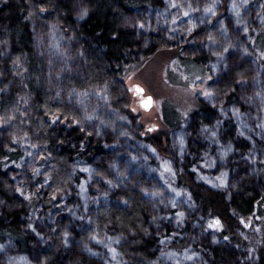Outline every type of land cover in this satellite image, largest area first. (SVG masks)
Wrapping results in <instances>:
<instances>
[{"label":"rangeland","instance_id":"1","mask_svg":"<svg viewBox=\"0 0 264 264\" xmlns=\"http://www.w3.org/2000/svg\"><path fill=\"white\" fill-rule=\"evenodd\" d=\"M73 1L75 19L79 20L86 10L82 2ZM132 18L141 35L161 36L166 45L149 53L142 48L122 70L116 68L130 92L126 109L113 104L106 85L71 83V77L83 80V58L71 35L56 22L28 18L54 101L71 113L74 127L101 141L107 157L74 159L67 185L54 189L50 156L35 127L24 125L10 132V122L0 113V140L6 142L7 152L18 154L15 161L9 156L1 159L4 171L17 197L33 204L20 221L23 233L31 240V252L21 253L13 241H4L0 243V263L40 264V251L57 239L63 252L76 248L103 264H128L122 248L124 235L107 226L99 228L93 221L102 206H124L118 193L126 188L138 191L148 227L156 237L155 256L148 264L203 263L199 244L225 243L218 235L221 224L211 226L219 220L198 211L177 177L189 167L196 180L229 197L233 181L227 164L233 155L241 159L257 183L259 201L254 212L238 216L247 241L241 253L244 263L255 262L256 249L264 237V18L259 0H164L162 7H146ZM9 56V45L1 44L0 96L16 86V73L8 76L14 70ZM196 56L204 57L206 66L191 60ZM231 63L247 65L249 73L232 79L238 99L225 104L229 88L222 85L231 81L227 74ZM144 98L151 101L148 109L140 106ZM16 100L33 123L34 101L20 93ZM202 103L213 108L216 116L199 126L198 137L206 148L191 157L187 145L191 115ZM227 122L245 143L240 155L221 136ZM160 132L167 138L165 154L145 139ZM187 221L191 232L185 231Z\"/></svg>","mask_w":264,"mask_h":264},{"label":"trees","instance_id":"2","mask_svg":"<svg viewBox=\"0 0 264 264\" xmlns=\"http://www.w3.org/2000/svg\"><path fill=\"white\" fill-rule=\"evenodd\" d=\"M83 3L85 13L79 20L75 19V2L73 0H5L0 2V45L10 47L9 65H14L12 78L17 75L16 86L8 95L0 96V113L10 122L9 131L24 127H35V134L42 141L50 156V184L54 189L67 185L68 169L74 159L107 157L100 140L94 134L86 133L72 125L71 113L53 99V87L46 79L45 61L37 53L33 35L29 29L28 18H45L62 25L71 35L76 51L83 58L82 76L71 77L75 85L103 84L107 86L110 100L118 108L126 109L130 102V92L119 78L116 68L138 56L142 48L147 53L164 46L161 36L141 35L132 23V16L146 7H162L164 0H79ZM260 11L264 18V0H259ZM260 40V36L256 37ZM180 51V50H179ZM188 58V57H187ZM191 60L206 66L204 57H190ZM229 60V58H228ZM4 64L2 62L1 66ZM0 66V67H1ZM249 73L247 65L228 68L230 83L225 82L224 89L229 88L224 98L225 104L238 99V89L232 79ZM226 78V79H228ZM85 85V86H86ZM26 95L34 101L33 123L25 116L17 103V95ZM199 111L191 117V130L187 145L191 157L205 149V142L198 137L199 126L210 123L215 110L201 104ZM163 133L147 135V139L160 153L168 151L167 138ZM221 136L231 142L240 155L245 143L238 138L229 122L222 126ZM6 142L0 140V243L13 241L21 253L31 252L30 238L21 229V219L32 207L31 201L18 198L13 182L7 177L3 161L4 156L17 160V155L6 150ZM181 170L177 183L185 187L199 212L211 215L219 220L221 230L218 233L225 243L222 245L199 244L203 252L200 264H246L241 253L247 247L242 235L239 217L251 215L258 204L256 180L249 175L246 165L233 155L227 164L232 172L233 188L227 197L224 191L211 188L195 179L188 169ZM125 201L124 206L107 204L94 214L93 221L99 227H110L120 231L126 238L122 245L128 258V264H148L156 243L154 231L149 229L144 203L137 190L126 188L118 193ZM149 229V230H148ZM185 231L191 232L190 222H186ZM40 264H103L100 259L88 256L79 249L62 251L56 239L48 249L40 251L37 257ZM3 264V263H0ZM253 264H264V237L256 249Z\"/></svg>","mask_w":264,"mask_h":264},{"label":"water","instance_id":"3","mask_svg":"<svg viewBox=\"0 0 264 264\" xmlns=\"http://www.w3.org/2000/svg\"><path fill=\"white\" fill-rule=\"evenodd\" d=\"M149 101V103H148V106L147 107H145L144 106V104H143V102L144 101ZM150 104H151V101H150V99L149 98H144L143 100H141V102H140V106L143 108V109H148L149 107H150Z\"/></svg>","mask_w":264,"mask_h":264},{"label":"snow or ice","instance_id":"4","mask_svg":"<svg viewBox=\"0 0 264 264\" xmlns=\"http://www.w3.org/2000/svg\"><path fill=\"white\" fill-rule=\"evenodd\" d=\"M136 91H137V92H139V91H140V89H137ZM148 103H149V101H147V100L143 102V104H144V106H145V107H147V106H148ZM218 224H219V221H216V222H214V224H213V225H211V226H213V227H214V226H217Z\"/></svg>","mask_w":264,"mask_h":264},{"label":"flooded vegetation","instance_id":"5","mask_svg":"<svg viewBox=\"0 0 264 264\" xmlns=\"http://www.w3.org/2000/svg\"><path fill=\"white\" fill-rule=\"evenodd\" d=\"M143 136V135H142Z\"/></svg>","mask_w":264,"mask_h":264}]
</instances>
